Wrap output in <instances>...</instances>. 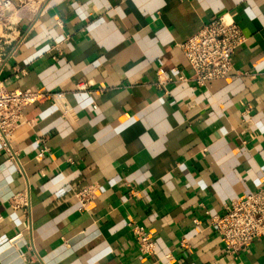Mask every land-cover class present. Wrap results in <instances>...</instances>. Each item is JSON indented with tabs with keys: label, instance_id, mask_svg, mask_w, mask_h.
<instances>
[{
	"label": "crops",
	"instance_id": "obj_1",
	"mask_svg": "<svg viewBox=\"0 0 264 264\" xmlns=\"http://www.w3.org/2000/svg\"><path fill=\"white\" fill-rule=\"evenodd\" d=\"M218 15L246 37L240 74L176 82L178 44ZM16 31L5 85L58 97L0 148V264H264V239L231 256L208 223L264 186V0H41Z\"/></svg>",
	"mask_w": 264,
	"mask_h": 264
},
{
	"label": "built area",
	"instance_id": "obj_2",
	"mask_svg": "<svg viewBox=\"0 0 264 264\" xmlns=\"http://www.w3.org/2000/svg\"><path fill=\"white\" fill-rule=\"evenodd\" d=\"M23 2L24 0H0V23L3 26L0 35V148L10 160L14 156L10 138L23 123L25 108L58 97L49 92L9 89L2 78L7 47L19 38L16 27L25 19L26 13L22 14L26 10L22 7ZM33 4L35 3L31 6ZM9 12L10 17L6 19ZM11 15H17L18 18L11 21ZM245 41L242 30L227 15H218L209 22L202 23L194 36L177 46L191 74L187 77L178 76L176 82L191 81L199 89L209 82L229 78L233 73L239 75V72H234L232 57ZM158 74L162 75L163 71L158 70ZM42 152L40 151L39 156ZM129 190L130 195L136 194L132 188ZM91 198L92 194L88 190L77 195L81 207ZM9 205L13 210H24L26 200L23 195H14L10 198ZM208 223L226 253L231 256H237L248 249L254 241L264 239V186L234 200L230 206L224 207L222 214L209 215ZM130 227L140 256H153L155 244L150 235L141 227L133 224ZM185 245L186 243H182V246Z\"/></svg>",
	"mask_w": 264,
	"mask_h": 264
},
{
	"label": "rangeland",
	"instance_id": "obj_3",
	"mask_svg": "<svg viewBox=\"0 0 264 264\" xmlns=\"http://www.w3.org/2000/svg\"><path fill=\"white\" fill-rule=\"evenodd\" d=\"M41 0H24V4L22 5V7L24 8V9H26L22 14H24V13H27V11L28 10H31L32 9V6H31V4L34 2V3H36V2H40ZM31 6V7H30ZM11 12V11H10ZM10 12L9 13H7V15H6V19H8V17H10ZM11 21H15L17 18H18V16L17 15H15V16H13V15H11ZM2 32H3V26H2V24L0 23V35L2 34Z\"/></svg>",
	"mask_w": 264,
	"mask_h": 264
}]
</instances>
